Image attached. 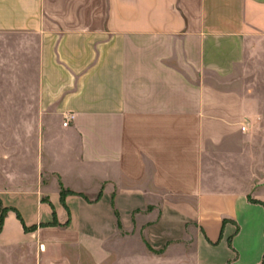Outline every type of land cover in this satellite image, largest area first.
Returning a JSON list of instances; mask_svg holds the SVG:
<instances>
[{
    "label": "crops",
    "instance_id": "1",
    "mask_svg": "<svg viewBox=\"0 0 264 264\" xmlns=\"http://www.w3.org/2000/svg\"><path fill=\"white\" fill-rule=\"evenodd\" d=\"M85 259L264 264V0H0V264Z\"/></svg>",
    "mask_w": 264,
    "mask_h": 264
},
{
    "label": "built area",
    "instance_id": "2",
    "mask_svg": "<svg viewBox=\"0 0 264 264\" xmlns=\"http://www.w3.org/2000/svg\"><path fill=\"white\" fill-rule=\"evenodd\" d=\"M71 117H72V115L71 116H68V119H70ZM64 124L67 125L68 124V121L64 122ZM246 128H247V125L246 124L242 126V130H246Z\"/></svg>",
    "mask_w": 264,
    "mask_h": 264
},
{
    "label": "rangeland",
    "instance_id": "3",
    "mask_svg": "<svg viewBox=\"0 0 264 264\" xmlns=\"http://www.w3.org/2000/svg\"><path fill=\"white\" fill-rule=\"evenodd\" d=\"M82 264V263H81ZM83 264H91V262L89 260H86L83 262Z\"/></svg>",
    "mask_w": 264,
    "mask_h": 264
}]
</instances>
